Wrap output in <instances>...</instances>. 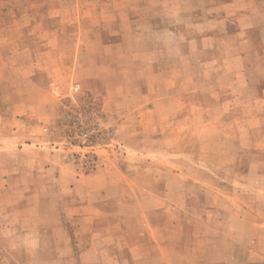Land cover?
I'll list each match as a JSON object with an SVG mask.
<instances>
[{"label": "rangeland", "instance_id": "rangeland-1", "mask_svg": "<svg viewBox=\"0 0 264 264\" xmlns=\"http://www.w3.org/2000/svg\"><path fill=\"white\" fill-rule=\"evenodd\" d=\"M0 264H264V0H0Z\"/></svg>", "mask_w": 264, "mask_h": 264}]
</instances>
